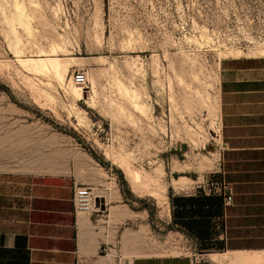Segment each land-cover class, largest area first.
<instances>
[{"label": "rangeland", "instance_id": "obj_1", "mask_svg": "<svg viewBox=\"0 0 264 264\" xmlns=\"http://www.w3.org/2000/svg\"><path fill=\"white\" fill-rule=\"evenodd\" d=\"M38 50L64 81L18 62ZM233 58L264 60V0H0V176L93 187L101 201L81 211L110 207L112 264L197 253L166 223L168 187L224 177L219 79Z\"/></svg>", "mask_w": 264, "mask_h": 264}, {"label": "crops", "instance_id": "obj_2", "mask_svg": "<svg viewBox=\"0 0 264 264\" xmlns=\"http://www.w3.org/2000/svg\"><path fill=\"white\" fill-rule=\"evenodd\" d=\"M218 107L231 202L203 193L198 177L178 176L168 187L166 223L197 253L133 255L118 264H264V60L222 63ZM23 176H0V264H112L102 254L112 239L110 207L78 209V180L65 173ZM221 253V261L210 258Z\"/></svg>", "mask_w": 264, "mask_h": 264}, {"label": "built area", "instance_id": "obj_3", "mask_svg": "<svg viewBox=\"0 0 264 264\" xmlns=\"http://www.w3.org/2000/svg\"><path fill=\"white\" fill-rule=\"evenodd\" d=\"M72 77L75 82L82 87H86L88 80L85 71H74ZM200 189L203 193L220 196L225 205L229 204L232 200L231 187L225 183L223 174H219V172H214L206 176L204 182L200 185ZM73 191V200L78 209L82 210L86 207H95V199L97 197L93 193V187L74 181Z\"/></svg>", "mask_w": 264, "mask_h": 264}, {"label": "bare ground", "instance_id": "obj_4", "mask_svg": "<svg viewBox=\"0 0 264 264\" xmlns=\"http://www.w3.org/2000/svg\"><path fill=\"white\" fill-rule=\"evenodd\" d=\"M54 49H55V47H54ZM18 59H19V61L17 60L18 62H21L23 64H29V67H31L30 65H33L31 68L32 70H33V68H36L37 70L38 69L42 70L44 68H47V70L45 69L46 72L48 71V69L52 72L51 77L52 76L56 77L57 79L60 80V82L65 80V75H66L65 72L66 71L61 69L58 59L56 57H52L51 55L49 56L47 54V52L45 53L44 51L41 50V51H39V54L36 56L26 57V58L19 57ZM26 66H28V65H26ZM42 71L44 72V70H42ZM35 72H36V70H35ZM46 72H45V74H46ZM165 208H166V211L168 213V207H165ZM84 209H87V207ZM225 256H227V253L226 254L221 253V255L220 254L211 255L210 258H212L214 260H220L221 261L222 258H224Z\"/></svg>", "mask_w": 264, "mask_h": 264}, {"label": "water", "instance_id": "obj_5", "mask_svg": "<svg viewBox=\"0 0 264 264\" xmlns=\"http://www.w3.org/2000/svg\"><path fill=\"white\" fill-rule=\"evenodd\" d=\"M101 200H99V199H95V205H99V202H100Z\"/></svg>", "mask_w": 264, "mask_h": 264}]
</instances>
